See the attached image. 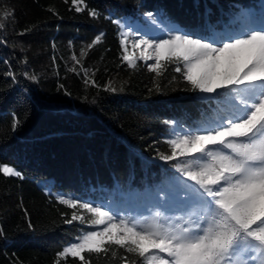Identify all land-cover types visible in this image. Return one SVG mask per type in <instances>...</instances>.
I'll return each instance as SVG.
<instances>
[{
  "label": "trees",
  "instance_id": "obj_1",
  "mask_svg": "<svg viewBox=\"0 0 264 264\" xmlns=\"http://www.w3.org/2000/svg\"><path fill=\"white\" fill-rule=\"evenodd\" d=\"M262 1L199 0L197 9L195 0H0V164L23 174L0 173V264H81L58 257L85 227L65 223L74 210L54 193L121 197L159 184L170 169L158 155L170 154L165 121L191 124L216 108V100L186 90L174 63L159 76L141 60L129 67L114 21L141 25L146 13L166 11L200 32L207 5L214 30L223 32ZM13 114L22 121L16 131ZM83 255L89 264L140 259L115 245Z\"/></svg>",
  "mask_w": 264,
  "mask_h": 264
},
{
  "label": "snow or ice",
  "instance_id": "obj_2",
  "mask_svg": "<svg viewBox=\"0 0 264 264\" xmlns=\"http://www.w3.org/2000/svg\"><path fill=\"white\" fill-rule=\"evenodd\" d=\"M83 2L72 0L74 5ZM194 7L199 9V0ZM89 15L99 13L90 9ZM211 15L205 5L197 32L182 27L166 11L148 12L155 34L149 38L144 32L131 41L140 50L138 59L154 60L146 64L150 71L159 76L174 63V71L190 85L186 90L202 100L217 101L212 117L185 131H174L166 141L170 154L158 153L165 162L175 161L172 167L180 177L159 189L147 216L121 214L118 208L58 194L59 202L74 210L65 223L89 225L58 257L71 256L89 264L84 253H107L115 245L140 258L130 264H264V22L216 32ZM114 22L123 37L121 59L135 68L137 57L126 45L128 37L141 29ZM125 27L129 31H123ZM102 36L97 35L93 44ZM7 75L15 80L11 71ZM28 78L37 80L35 75ZM106 90L117 91L110 86ZM165 123L175 126L177 122ZM21 124L13 114L12 130ZM129 164L134 166L131 160ZM0 173L23 179L7 163L0 164ZM77 209L91 216L85 219ZM93 225L103 227L95 230Z\"/></svg>",
  "mask_w": 264,
  "mask_h": 264
},
{
  "label": "rangeland",
  "instance_id": "obj_3",
  "mask_svg": "<svg viewBox=\"0 0 264 264\" xmlns=\"http://www.w3.org/2000/svg\"><path fill=\"white\" fill-rule=\"evenodd\" d=\"M4 12L1 13L2 17L4 16ZM239 19L237 20V23L234 22L233 24V28L234 27H241L244 25H248V26H258L260 25L262 22H264V0L261 2L259 8L257 10H247L244 11L242 13V15H240L238 17ZM144 23L143 24H131V23H124L127 26H130L132 29H136V28H140L141 32L140 33H135L133 32L129 37H128V42H127V48L129 53L135 52V56L137 57L136 60H140L138 59L139 55H140V50L139 49H134L132 46V39L134 37H137L139 35H142L144 32L149 33V38L151 37V35H154L155 33L152 31L153 29V25L151 24V21L147 18L146 15H144ZM123 31L127 32L129 31L128 27H125L123 29ZM120 33H121V28H120ZM123 37L120 34V39H122ZM143 61V60H141ZM146 64H152L154 63V60L152 61H143ZM218 107L217 101H216V108L213 110V112L211 113V116L208 117H212L214 115V113L216 112ZM198 122H192L191 124H182V123H176L175 126H171L170 129L168 130V135H167V140L169 138H171V134L175 131V132H182L185 131L187 129H189L190 127H195ZM183 126V127H181ZM175 161H167V162H163V165L165 164L167 167H169L170 169L167 170V174H164L162 176V179H160V183L157 185H153V186H147L143 191L142 190H131L129 191V193L125 192L123 193V195L121 197H112L111 194L107 193L104 197L102 198H95V199H88V198H82L83 202H94V203H98V204H104V205H108L111 206L113 208H118L121 210V214H134V215H138V216H147L149 214V210L153 208V206L156 204V194L159 191V189L161 187H167L169 186V184L174 180V178L176 177H180V173H178L176 171L175 168L172 167V164H174ZM46 192H50L51 189L49 187L45 188ZM56 196L58 194H62V193H58L55 192L54 193ZM67 195V194H66ZM77 211L79 212L78 214H81L85 217V219H88L91 214L87 212V210L84 209H77ZM85 228L83 229H87L89 228L88 224H83ZM95 230H99L103 227V225H93L92 226ZM68 245V244H67ZM66 245V246H67Z\"/></svg>",
  "mask_w": 264,
  "mask_h": 264
}]
</instances>
